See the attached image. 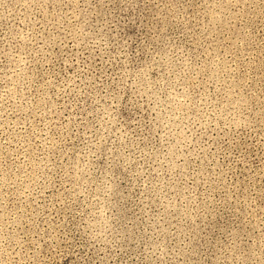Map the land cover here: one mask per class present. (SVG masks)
<instances>
[{
	"label": "rangeland",
	"instance_id": "374dc122",
	"mask_svg": "<svg viewBox=\"0 0 264 264\" xmlns=\"http://www.w3.org/2000/svg\"><path fill=\"white\" fill-rule=\"evenodd\" d=\"M0 264H264V0H0Z\"/></svg>",
	"mask_w": 264,
	"mask_h": 264
}]
</instances>
